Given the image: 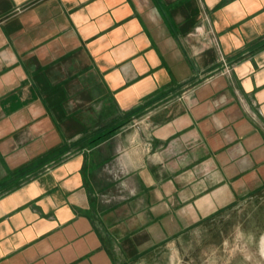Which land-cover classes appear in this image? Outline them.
I'll return each instance as SVG.
<instances>
[{"label": "crops", "instance_id": "1", "mask_svg": "<svg viewBox=\"0 0 264 264\" xmlns=\"http://www.w3.org/2000/svg\"><path fill=\"white\" fill-rule=\"evenodd\" d=\"M264 187V0H0V264H140Z\"/></svg>", "mask_w": 264, "mask_h": 264}, {"label": "rangeland", "instance_id": "2", "mask_svg": "<svg viewBox=\"0 0 264 264\" xmlns=\"http://www.w3.org/2000/svg\"><path fill=\"white\" fill-rule=\"evenodd\" d=\"M140 264H264V187L194 222Z\"/></svg>", "mask_w": 264, "mask_h": 264}]
</instances>
